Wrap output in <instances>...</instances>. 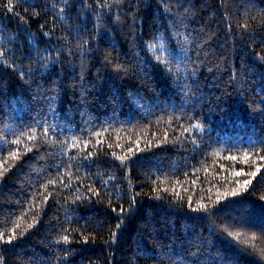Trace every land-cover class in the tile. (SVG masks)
<instances>
[{"label": "trees", "instance_id": "1", "mask_svg": "<svg viewBox=\"0 0 264 264\" xmlns=\"http://www.w3.org/2000/svg\"><path fill=\"white\" fill-rule=\"evenodd\" d=\"M0 264H264V0H0Z\"/></svg>", "mask_w": 264, "mask_h": 264}, {"label": "snow or ice", "instance_id": "2", "mask_svg": "<svg viewBox=\"0 0 264 264\" xmlns=\"http://www.w3.org/2000/svg\"><path fill=\"white\" fill-rule=\"evenodd\" d=\"M253 176H255V173H252ZM251 181H245L246 184L250 183ZM65 240H67V237L64 238Z\"/></svg>", "mask_w": 264, "mask_h": 264}]
</instances>
